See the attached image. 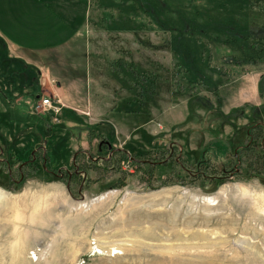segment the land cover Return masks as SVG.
Wrapping results in <instances>:
<instances>
[{"label": "rangeland", "instance_id": "rangeland-1", "mask_svg": "<svg viewBox=\"0 0 264 264\" xmlns=\"http://www.w3.org/2000/svg\"><path fill=\"white\" fill-rule=\"evenodd\" d=\"M85 4L86 106L0 44V264H264V0Z\"/></svg>", "mask_w": 264, "mask_h": 264}, {"label": "crops", "instance_id": "crops-1", "mask_svg": "<svg viewBox=\"0 0 264 264\" xmlns=\"http://www.w3.org/2000/svg\"><path fill=\"white\" fill-rule=\"evenodd\" d=\"M70 1L0 0V44L2 49L7 50L8 56L25 60L34 71L43 65L47 78L57 81L59 87L54 88V94L64 105L83 103L86 106L85 91L76 85L74 78L79 72L67 71L81 62L70 63L74 55L71 56L70 52L75 53V58H84L86 4L85 0H74L72 13ZM260 66L257 68L254 87L252 82L256 78L242 84L236 94V101L242 99L250 105H261L259 86L262 84L264 64ZM83 71L85 68L80 73L87 74L91 80L90 71Z\"/></svg>", "mask_w": 264, "mask_h": 264}, {"label": "trees", "instance_id": "trees-1", "mask_svg": "<svg viewBox=\"0 0 264 264\" xmlns=\"http://www.w3.org/2000/svg\"><path fill=\"white\" fill-rule=\"evenodd\" d=\"M264 77V76H263ZM263 77H262V79H263ZM263 92H264V89H263V86H262V84L260 83V86H259V93H260V95H261V97H263L264 98V94H263ZM36 101L38 100L37 99V97H36V99H35ZM260 124V123H259ZM257 124V126H255L256 128H260L261 130H260V132H261V134H262V137H261V141L263 140V144H262V146H264V133L262 132L263 131V128L262 127H264V124ZM262 126V127H261ZM254 127V128H255ZM250 133V134H249ZM249 134V135H248ZM247 135L249 136V139H252L250 142V144H251V146H246L245 148L243 147L242 148V150L243 151H246L247 152V154H251V155H249L250 156V158L249 159H251L253 156H255L256 155V152L255 153H253L254 151H255V148H256V146H257V144H258V142H256L255 143V145H252V141L253 140H255L254 138H256V135H252V133H251V131L249 130L248 132H247ZM256 140H258V139H256ZM102 141V140H101ZM103 147H105V146H102L101 148L103 149ZM255 147V148H254ZM106 148V147H105ZM238 151V152H237ZM237 151H235L234 153H233V157H232V159L233 160H236V161H241V155H240V152H239V150H237ZM205 159H206V156H205ZM255 160L254 161H257V158L255 157L254 158ZM207 161V160H206ZM251 163V165H255V163L254 162H250ZM46 168V167H45ZM50 174H52V171H50L49 169L47 170ZM236 171H237V169H235V167H233L232 166V168H230L229 170H226L225 168L223 169V174L224 175H229V176H232V174H235L236 173ZM75 178H77V177H75Z\"/></svg>", "mask_w": 264, "mask_h": 264}, {"label": "built area", "instance_id": "built-area-1", "mask_svg": "<svg viewBox=\"0 0 264 264\" xmlns=\"http://www.w3.org/2000/svg\"><path fill=\"white\" fill-rule=\"evenodd\" d=\"M40 107L43 109H49L54 114L60 112V102L58 100H53L52 98L40 99Z\"/></svg>", "mask_w": 264, "mask_h": 264}, {"label": "flooded vegetation", "instance_id": "flooded-vegetation-1", "mask_svg": "<svg viewBox=\"0 0 264 264\" xmlns=\"http://www.w3.org/2000/svg\"><path fill=\"white\" fill-rule=\"evenodd\" d=\"M259 125H260V124H259ZM261 125H262V124H261ZM261 127H262V126H261ZM262 128H263V131H262V132L264 133V127H262ZM249 134H250V133H249ZM249 134H248V135H249ZM102 145H106L107 148H110V147H109L110 144L107 143V142H106V144H105V142H102V143H101V146H102ZM238 150H239V149H238ZM235 169H237V168H235ZM58 173H59L58 176H60L61 179H62V177H63L64 175H63L62 172H60V171H59ZM52 174H53V175H56V174L53 173V172H52ZM66 174L68 175V179H69V180H72L73 177H78V176H83L84 179L87 178L86 173L83 172L82 170H80V168H78V166H76V165H75V169H74V174H72V173H70V172H67Z\"/></svg>", "mask_w": 264, "mask_h": 264}, {"label": "water", "instance_id": "water-1", "mask_svg": "<svg viewBox=\"0 0 264 264\" xmlns=\"http://www.w3.org/2000/svg\"><path fill=\"white\" fill-rule=\"evenodd\" d=\"M109 147H111V145H109Z\"/></svg>", "mask_w": 264, "mask_h": 264}, {"label": "bare ground", "instance_id": "bare-ground-1", "mask_svg": "<svg viewBox=\"0 0 264 264\" xmlns=\"http://www.w3.org/2000/svg\"><path fill=\"white\" fill-rule=\"evenodd\" d=\"M39 210V209H38ZM41 210V209H40Z\"/></svg>", "mask_w": 264, "mask_h": 264}]
</instances>
